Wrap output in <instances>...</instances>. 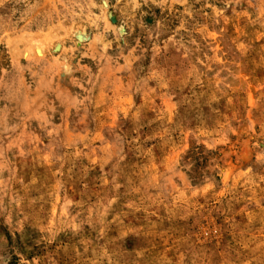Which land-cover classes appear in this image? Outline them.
<instances>
[{
  "label": "rangeland",
  "instance_id": "rangeland-1",
  "mask_svg": "<svg viewBox=\"0 0 264 264\" xmlns=\"http://www.w3.org/2000/svg\"><path fill=\"white\" fill-rule=\"evenodd\" d=\"M0 264H264V0H0Z\"/></svg>",
  "mask_w": 264,
  "mask_h": 264
},
{
  "label": "bare ground",
  "instance_id": "bare-ground-1",
  "mask_svg": "<svg viewBox=\"0 0 264 264\" xmlns=\"http://www.w3.org/2000/svg\"><path fill=\"white\" fill-rule=\"evenodd\" d=\"M77 30V34H76V32H75V35H76V37H78L79 39H78V41L80 42V41H84V40H86L87 38H88V34H87V32L85 31V29H76ZM75 30V31H76ZM77 42V41H76ZM57 47V46H56ZM55 47V48H56ZM58 48V47H57ZM56 48V49H57ZM28 49V48H27Z\"/></svg>",
  "mask_w": 264,
  "mask_h": 264
}]
</instances>
